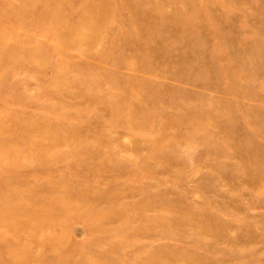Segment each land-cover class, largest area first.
Here are the masks:
<instances>
[{
    "label": "rangeland",
    "instance_id": "1",
    "mask_svg": "<svg viewBox=\"0 0 264 264\" xmlns=\"http://www.w3.org/2000/svg\"><path fill=\"white\" fill-rule=\"evenodd\" d=\"M0 264H264V0H0Z\"/></svg>",
    "mask_w": 264,
    "mask_h": 264
}]
</instances>
